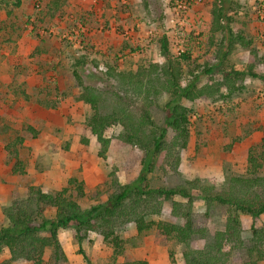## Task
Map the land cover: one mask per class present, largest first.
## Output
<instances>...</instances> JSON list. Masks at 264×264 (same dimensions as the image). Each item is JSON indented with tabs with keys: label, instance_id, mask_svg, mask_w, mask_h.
<instances>
[{
	"label": "rangeland",
	"instance_id": "rangeland-1",
	"mask_svg": "<svg viewBox=\"0 0 264 264\" xmlns=\"http://www.w3.org/2000/svg\"><path fill=\"white\" fill-rule=\"evenodd\" d=\"M48 1L31 0L34 12L27 15L16 9L17 0H0V14L4 15L0 22V228L8 225L3 208L14 200L25 198L30 185H40L44 192H54L60 190L69 177L76 176L83 180L86 193L77 195L74 186L70 187L69 193L86 212L91 206L105 202L112 190L113 173L119 183L127 184L138 176L140 170L142 152L118 139L122 130L119 125L105 131L111 143L107 157H99L98 143L86 124L92 113L89 105L67 99L68 92L78 87L74 77L69 79L78 60L85 62L78 67L85 85L99 87L101 91L115 89L114 79L108 76L107 70L109 67L119 68L121 62L115 55L121 50L115 51L108 46L109 55L104 57V51L95 49L90 43L86 30L80 28L79 32H75L80 24L83 26L82 23L87 21L83 16H76V13L71 12L70 18H56V22L64 21L56 27L47 14ZM212 1L202 2V8L209 10L210 14ZM248 1L223 0L227 30L211 33L210 22H206L208 28L203 29L204 18L200 15L197 19L201 23L193 19L185 30L174 34L165 24L163 0H148L149 14L143 22L150 27L144 45L146 53L150 54L148 60L162 62L159 39L166 35L171 54L176 55L175 44L182 40L185 53L191 56L183 65L184 84L194 77L192 73L198 76L199 86L212 80L223 82L225 71L233 68L247 72L250 65L254 71L264 73V18L256 16ZM120 7L124 5L120 3ZM250 11L256 21L253 30L246 24L250 20ZM239 32L246 40L251 39L249 47L235 44L222 61L219 58L211 59L224 37L222 54L227 51L230 34ZM132 34L129 30L123 35L127 38ZM34 40L36 47L32 49ZM128 42L136 45L137 41L130 37ZM252 49L260 61L254 59ZM134 63L136 61H127V64ZM123 65L125 62H122ZM208 67H212L211 73L204 72ZM234 81L238 89L230 95L225 86H221V91L229 97L215 94L207 102L181 99L191 114L188 145L181 150L175 146L170 153L164 152L160 158L162 166L157 165L155 171L148 175L147 181L151 187L173 185L199 177L202 182L224 188L229 176L246 174L245 148H256L264 135V102L261 100L264 80L245 74ZM168 100L169 95L164 93L160 95L158 103L162 105ZM111 103L107 98L101 107L102 112L108 111ZM132 106L138 112L142 103L135 100ZM82 137L89 140L87 145L81 142ZM166 137V142L170 144L174 131L169 128ZM17 138H22V143ZM68 141L71 147L67 145ZM15 152L17 155L19 152L24 173L13 172ZM169 154L173 157L172 161L176 154L180 155L178 169L173 168V163L169 164ZM261 173L264 174V165ZM192 192L198 194L197 190ZM173 200L185 199L176 195ZM172 201H165L160 216L153 218L180 223L182 219L171 214ZM193 209L204 212L206 204L197 197ZM211 213L205 236L194 237L190 241L193 248H203L213 241L216 231L224 229L226 208L216 206ZM44 215L53 218L55 208L47 207ZM239 217L241 236L244 244L249 245L251 226L253 223L261 226L264 213L255 219L245 213ZM116 234L124 248L121 255L113 252L111 239L104 241L96 231H89L78 242L74 224L71 223L69 227L58 230L62 253L56 255L53 248H47L43 264H87L85 256L92 264H122L126 260L173 264V258L176 264H185L183 245L174 239L164 242L155 228L138 233L134 223L127 222L116 228ZM227 246L224 247L228 250ZM239 253L240 250L236 249L231 254L236 264ZM0 264L32 263L25 259L9 262V252L5 249L0 255ZM259 264H264V261Z\"/></svg>",
	"mask_w": 264,
	"mask_h": 264
},
{
	"label": "trees",
	"instance_id": "trees-1",
	"mask_svg": "<svg viewBox=\"0 0 264 264\" xmlns=\"http://www.w3.org/2000/svg\"><path fill=\"white\" fill-rule=\"evenodd\" d=\"M211 17V33L228 29L223 0L211 2ZM230 35L227 51L222 54L224 37L211 59L219 58L222 61L235 44L248 47L252 44L251 39L246 40L241 32ZM168 41L166 35L159 39L162 62L148 60L139 64L135 70L109 67L107 74L115 83V89L111 90L101 91L99 87L85 85L78 71V67L85 62H75L72 74L80 88L77 97L88 104L92 111L86 124L100 145L99 157H107L111 143L105 131L119 125L122 130L118 139L142 152L140 170L138 176L127 184L119 183L113 173L112 190L105 202L91 206L86 212L82 211L80 204L69 193L70 187L74 186L77 195L85 194L83 182H78L74 177L69 178L67 186L54 192H44L40 186L30 185L25 198L14 200L3 208L8 225L0 228V255L7 249L9 262L25 259L32 264H43L45 250L49 247L53 248L56 255H60L62 249L58 230L69 227L71 223L74 224L78 242L89 231H96L103 236L104 241L111 239L113 252L121 255L124 248L118 240L116 228L127 222L134 223L138 233L155 228L164 242L177 240L183 245L185 264H236L231 259L236 249L241 252L237 264H259L264 261V223L261 226L252 224L250 244L245 245L239 217L245 213L255 219L264 213V174L261 173L264 165V135L256 148L248 150L246 174L229 176L224 188L202 182L199 177L159 187L148 184V175L155 171L157 165L162 166L160 158L164 152L170 153L175 146L181 150L188 145L191 114L181 99L207 102L215 94L229 97L227 94L238 89L234 80L245 74L264 80V73L254 71L250 65L247 72L232 68L225 71L223 82L212 80L200 86L197 84L198 76L190 71L194 77L184 84L183 65L191 56L185 52L180 55L171 54ZM251 54L254 59L261 60L253 49ZM204 72L211 73L212 67L206 68ZM221 86H225L227 94L221 91ZM164 93L169 95V100L160 105L158 99ZM107 98L113 104L108 111L102 112L101 107ZM135 100L142 103L138 112L132 106ZM169 128L174 131L170 144L166 142ZM17 139L22 143V138ZM16 152L13 172L24 173ZM179 156L176 154L172 161V155H168V162L174 164L175 170L181 161ZM192 190H197L198 194L195 195ZM176 195L185 200L174 201ZM197 197L206 204L204 212H195L193 209ZM170 200H173L171 214L181 218L180 223L153 218L160 216L164 202ZM216 206L226 208L224 229L216 231L213 241L203 248H193L190 241L194 237L205 236L206 223L212 215V208ZM47 207L55 208L53 218L44 215ZM226 245L228 250L224 247ZM85 259L87 264H92L87 256ZM122 264L146 262L126 260ZM173 264H176L174 258Z\"/></svg>",
	"mask_w": 264,
	"mask_h": 264
},
{
	"label": "crops",
	"instance_id": "crops-1",
	"mask_svg": "<svg viewBox=\"0 0 264 264\" xmlns=\"http://www.w3.org/2000/svg\"><path fill=\"white\" fill-rule=\"evenodd\" d=\"M17 1L18 3L16 5V9L19 8L20 12H24L27 15H31L34 12L31 5V0ZM147 2L148 0H49L47 3V14L49 15V18H51L54 23H56V27L59 26L58 23H63L64 21L56 22L55 19L59 17L70 18L71 12L76 13V16L85 17L87 21L85 23H82L84 24L83 26H81L80 24L75 32H79L80 28H82V30H86V32H88L89 34L90 43L94 46L95 49L104 51V57H108L109 47H111V49L113 50L115 49V51L120 49L121 51L115 55L116 58H118V60L121 62L119 69L135 70L136 67L141 64L139 63V61L145 63L150 56V54L146 53V49L144 46L145 40L147 38L146 32L150 29V27L143 23L145 22V18L148 17L147 14H149V5ZM120 3H122L124 7L121 8ZM7 10L12 11V9ZM200 15H203L204 18L203 29H207L208 24L206 22L211 23L212 17L209 13V10H204L202 8V4L193 6L192 10L189 13V20L193 21L194 19L195 21L198 17H200ZM249 15L250 20L249 22L247 21L246 24H248V27H251V29L253 30V24L256 22L254 21L255 16L252 11H250ZM2 19H4V15L0 14V22ZM129 30H131L133 34L127 36V38H124L123 34L128 32ZM130 37L136 39V45H131L128 42L130 40ZM35 42L36 41L34 40V47L32 49L36 47ZM124 50L126 51L125 54H123L125 52ZM128 60L136 61V63L127 64ZM122 62H125V65L122 66ZM71 75L72 76H70L69 79L73 77V74ZM68 88L69 87H67V89ZM74 88L75 89H73L70 93L68 92L69 97L67 99L72 100L78 104L85 103L77 97L80 93V89L78 87ZM81 142H84V144L87 145L89 143V140L86 137H82ZM67 145L71 147L72 144L68 141ZM98 146L100 149L99 143ZM245 154L248 156L247 148H245ZM19 156L20 155L18 152V157ZM71 177H74L78 181L83 182V180H80L76 176ZM69 178L66 180L65 184H62L60 186V189L68 185ZM83 189L86 193L85 188Z\"/></svg>",
	"mask_w": 264,
	"mask_h": 264
},
{
	"label": "built area",
	"instance_id": "built-area-1",
	"mask_svg": "<svg viewBox=\"0 0 264 264\" xmlns=\"http://www.w3.org/2000/svg\"><path fill=\"white\" fill-rule=\"evenodd\" d=\"M39 2V0H36ZM204 0H163L164 19L166 27L177 34L185 30L189 25V13L193 6L202 4ZM248 5L254 10L257 17L264 18V0H249ZM201 19V18H200ZM196 23H201L199 19ZM175 54L180 55L185 52V45L182 40L175 44ZM261 100L264 102V95L261 94Z\"/></svg>",
	"mask_w": 264,
	"mask_h": 264
}]
</instances>
